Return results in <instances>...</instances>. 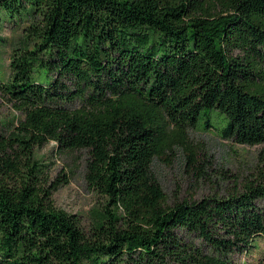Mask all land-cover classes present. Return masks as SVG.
Returning a JSON list of instances; mask_svg holds the SVG:
<instances>
[{"label":"trees","instance_id":"16d2710c","mask_svg":"<svg viewBox=\"0 0 264 264\" xmlns=\"http://www.w3.org/2000/svg\"><path fill=\"white\" fill-rule=\"evenodd\" d=\"M24 10L0 73V107L20 114L0 130V264H234L257 248L264 165L170 204L152 164L167 123L183 134L214 114L224 137L264 146V0H0ZM52 141L87 152L104 199L88 229L52 198L68 181L37 155Z\"/></svg>","mask_w":264,"mask_h":264},{"label":"rangeland","instance_id":"374dc122","mask_svg":"<svg viewBox=\"0 0 264 264\" xmlns=\"http://www.w3.org/2000/svg\"><path fill=\"white\" fill-rule=\"evenodd\" d=\"M29 13L11 14L0 12V73L8 78L9 59L13 43L29 24ZM77 102L71 108H78ZM20 116L10 105L0 107V130L9 134L13 130L12 122ZM212 126L200 122L190 126L185 133L179 134L167 123L162 137L164 152L156 157L152 171L162 185L168 203L182 200H197L208 195L224 194L235 182H241L254 170L264 165V146L240 144L233 138L222 135L221 128L227 119L214 114ZM38 157L49 163L48 176L52 181L65 178L53 193L55 205L69 213L77 214L85 229L94 220V211L101 208L104 199L85 178L87 152L83 150L59 151L54 141L38 148ZM64 176H61L63 175ZM258 247L248 253H234V264H257L260 250L264 247V238Z\"/></svg>","mask_w":264,"mask_h":264}]
</instances>
